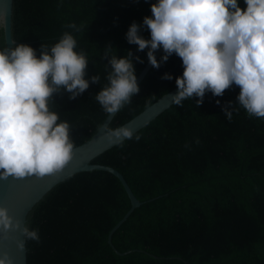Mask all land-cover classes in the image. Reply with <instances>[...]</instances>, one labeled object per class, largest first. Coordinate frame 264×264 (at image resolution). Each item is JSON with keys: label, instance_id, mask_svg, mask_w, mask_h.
<instances>
[{"label": "trees", "instance_id": "1", "mask_svg": "<svg viewBox=\"0 0 264 264\" xmlns=\"http://www.w3.org/2000/svg\"><path fill=\"white\" fill-rule=\"evenodd\" d=\"M154 2L13 0L17 45L27 44L39 56L41 44L50 48L69 32L76 50L87 56L85 78H100L75 99L63 89L53 97L51 110L70 124L76 147L90 140L108 116L95 98L109 83L105 48L111 46L110 55L118 58L131 51L136 77L146 66L148 49L138 51L126 33L136 22L140 35L150 39L143 18L151 17ZM238 3L246 7L244 0ZM166 73L173 78L162 79ZM182 73L175 54L153 67L108 127L124 125L169 93ZM239 91L233 85L222 97L207 92L200 106L197 97L182 107L174 104L133 139L93 161L118 170L144 204L113 234L112 245L109 232L131 209L115 176L82 172L53 188L28 217L27 226L40 236L39 242L26 241L28 264H264V118L247 115L238 104ZM229 101L231 121L222 110ZM115 249L130 253L122 256Z\"/></svg>", "mask_w": 264, "mask_h": 264}, {"label": "clouds", "instance_id": "2", "mask_svg": "<svg viewBox=\"0 0 264 264\" xmlns=\"http://www.w3.org/2000/svg\"><path fill=\"white\" fill-rule=\"evenodd\" d=\"M244 4L241 8L238 0H156L151 17L143 18L150 39L140 35L141 26L133 22L126 40L138 51L148 49V62L154 68L173 54L181 59L183 73L176 77L178 91L171 96L176 105L182 107L183 101L197 97L200 106L207 92L222 97L235 85L240 89L238 104L247 115L264 118V0H244ZM67 27L79 31L75 24ZM76 48L77 40L69 32L50 48L41 44L39 56L27 44L0 48V180L56 175L73 159L72 129L51 110L53 97L63 89L70 93L69 99H75L90 82L100 79L98 75L85 78L89 62ZM161 48L164 55L158 61L155 52ZM112 49L108 46L104 53L111 67L109 83L95 97L110 115L140 91L132 52L118 58L110 55ZM172 78L167 73L162 77ZM231 105L229 101L222 109L229 121ZM104 137L110 145L123 146L125 139H133V130L104 127ZM15 230L24 237L18 244L21 249L27 240H40L38 229L26 224L21 228V221L0 206V232ZM0 264H13V260L0 253Z\"/></svg>", "mask_w": 264, "mask_h": 264}, {"label": "water", "instance_id": "3", "mask_svg": "<svg viewBox=\"0 0 264 264\" xmlns=\"http://www.w3.org/2000/svg\"><path fill=\"white\" fill-rule=\"evenodd\" d=\"M12 8L13 0H0V27H2L3 30L5 47L9 48L17 45L12 38ZM162 53V48L156 51L155 56L157 60L160 59ZM152 68V65L147 62L146 66L137 77V83L139 86ZM177 91L178 89L176 86L171 89L169 93L159 98L156 102L122 126L131 128L134 136L175 104L172 102L171 96L176 94ZM118 112L111 115L108 114L104 123L100 126L94 136L82 145L76 147L73 159L62 172L56 175L46 176L42 179L30 177L15 180L10 177L8 180H0V206L6 207L11 216L21 221V228H23L24 224L27 225L31 210L43 200L53 188L59 186L62 182L76 174L82 172L104 171L112 174L121 182V185L131 202V209L108 234L107 243L112 245L113 234L123 225L134 210H137L144 205L135 197L128 182L118 170L111 166L93 163V161L104 152L117 146L108 143L104 137V127H108L109 124L112 123ZM126 140L128 139H125L124 141ZM154 201L155 200L150 201V203ZM23 241L24 237L19 230L10 231L8 233L0 232V253H7L12 258L13 264H28L26 241L23 249L18 247V244ZM116 252L122 256L130 253H120L117 250Z\"/></svg>", "mask_w": 264, "mask_h": 264}]
</instances>
